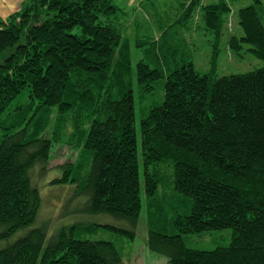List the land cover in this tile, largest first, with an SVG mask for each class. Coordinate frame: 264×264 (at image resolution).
I'll return each mask as SVG.
<instances>
[{
	"label": "trees",
	"instance_id": "trees-1",
	"mask_svg": "<svg viewBox=\"0 0 264 264\" xmlns=\"http://www.w3.org/2000/svg\"><path fill=\"white\" fill-rule=\"evenodd\" d=\"M232 1L203 6L217 37ZM253 1L239 11L243 36L229 46L250 45L264 61V0ZM119 11L113 0H24L0 17V264H126L114 242L76 238L93 224L76 221L48 239L39 222L33 176L62 143L78 155L52 184L77 189L89 214L130 224L120 231L131 238L144 191L148 247L169 264H264V66L216 79L192 61L169 67L164 100L142 119L139 146L134 82L150 92L164 71L140 60L134 73L130 44L113 22ZM151 43L165 57L161 37ZM160 188L191 200L171 223L174 234L157 230ZM226 228L230 244L213 250L190 248L183 237Z\"/></svg>",
	"mask_w": 264,
	"mask_h": 264
},
{
	"label": "rangeland",
	"instance_id": "rangeland-1",
	"mask_svg": "<svg viewBox=\"0 0 264 264\" xmlns=\"http://www.w3.org/2000/svg\"><path fill=\"white\" fill-rule=\"evenodd\" d=\"M193 0H113V4L120 8L113 19L123 39L130 44L132 67L135 68L140 60L150 64L152 68H163L164 76L153 83L150 92H144L134 82V99L136 119L135 125L138 143L141 146V121L148 114L150 108L161 104L164 100L165 80L167 69L192 61L196 69L202 73H210L213 78L225 75L246 73L264 66V61L258 59L249 51L250 45L243 44V48L234 51L229 46L231 36H243L240 25L239 11L254 3L253 0H235L231 2L232 13L226 18L223 32L217 37L204 18L203 6L217 3L219 0H202L197 6L189 9ZM161 37V48L165 57L155 51L151 41ZM141 43V46H137ZM174 52V53H172ZM213 65H215L213 69ZM78 150L66 143L55 147L50 162L43 174H35L42 205L39 222L48 227V239L65 227L77 222L93 224L95 229L79 232L78 239L98 241L106 240L116 244L121 251L126 264H169L168 257L152 251L148 247L149 231L146 220L149 212V202L145 192H142L143 208L139 227L134 238L120 230H132L130 224L109 215L89 214L83 203L85 197L80 195L71 185H53L52 179L60 173V167L76 160ZM140 174L144 179V167L140 154ZM71 187V188H70ZM157 219V230L161 233L174 234L171 228L178 216L186 215L190 211L191 200L187 196L161 188L154 202ZM84 208V210H83ZM27 228L16 233L10 242L26 234ZM231 228L210 231L200 234L184 235L188 247L200 250H213L219 246L229 245L232 239Z\"/></svg>",
	"mask_w": 264,
	"mask_h": 264
},
{
	"label": "crops",
	"instance_id": "crops-1",
	"mask_svg": "<svg viewBox=\"0 0 264 264\" xmlns=\"http://www.w3.org/2000/svg\"><path fill=\"white\" fill-rule=\"evenodd\" d=\"M24 0H0V17L6 20L13 13L20 11Z\"/></svg>",
	"mask_w": 264,
	"mask_h": 264
}]
</instances>
